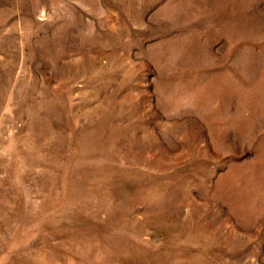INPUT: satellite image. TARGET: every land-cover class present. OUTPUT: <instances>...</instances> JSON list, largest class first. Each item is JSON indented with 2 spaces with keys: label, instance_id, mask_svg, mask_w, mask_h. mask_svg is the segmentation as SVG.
I'll return each mask as SVG.
<instances>
[{
  "label": "rangeland",
  "instance_id": "1",
  "mask_svg": "<svg viewBox=\"0 0 264 264\" xmlns=\"http://www.w3.org/2000/svg\"><path fill=\"white\" fill-rule=\"evenodd\" d=\"M0 264H264V0H0Z\"/></svg>",
  "mask_w": 264,
  "mask_h": 264
}]
</instances>
